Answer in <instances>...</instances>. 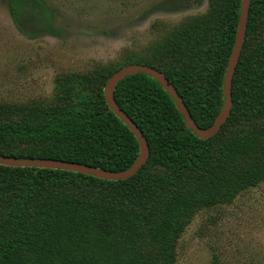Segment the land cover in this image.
I'll use <instances>...</instances> for the list:
<instances>
[{
	"label": "trees",
	"instance_id": "1",
	"mask_svg": "<svg viewBox=\"0 0 264 264\" xmlns=\"http://www.w3.org/2000/svg\"><path fill=\"white\" fill-rule=\"evenodd\" d=\"M206 2L205 13L174 27L151 56L123 61L161 71L201 127L223 106L240 13V0ZM7 7L14 20L23 7L45 12L43 0H7ZM114 71L69 74L49 105L0 102V154L130 166L138 139L103 95ZM230 92L227 118L201 138L153 76L120 79L114 98L149 147L146 162L124 179L0 164V264H172L195 212L264 180V0H249Z\"/></svg>",
	"mask_w": 264,
	"mask_h": 264
},
{
	"label": "rangeland",
	"instance_id": "2",
	"mask_svg": "<svg viewBox=\"0 0 264 264\" xmlns=\"http://www.w3.org/2000/svg\"><path fill=\"white\" fill-rule=\"evenodd\" d=\"M43 4L45 12L23 7L14 20L7 0H0V102L49 105L57 99L56 84L69 74L116 70L126 56H151L174 27L207 9L206 0ZM172 264H264V180L230 203L195 212Z\"/></svg>",
	"mask_w": 264,
	"mask_h": 264
},
{
	"label": "water",
	"instance_id": "3",
	"mask_svg": "<svg viewBox=\"0 0 264 264\" xmlns=\"http://www.w3.org/2000/svg\"><path fill=\"white\" fill-rule=\"evenodd\" d=\"M248 3L249 0H240V13L238 18L236 33L223 78V94L225 96L224 102L216 118L209 126L201 127L195 123L186 105L182 101L181 96L178 94L173 84L168 81V79L161 71L143 63H128L116 69L107 78L106 83L104 84L103 87V95L107 102L108 108L113 110L124 121V123H126L130 127V129L134 132L135 136L138 139L139 142L138 154L130 166L122 170H102L94 166L75 162V161H66V160L40 158V157L22 159L20 157L8 156L3 154H0V164L17 165V166L36 165L40 167L64 168L68 170H76L82 173L92 174L96 177L106 178V179H124L133 175L138 170V168L143 163L146 162L149 155V147L142 131L138 128L136 123L124 112V110L120 108V106L116 102L113 92L115 85L120 79H122L127 74H131L135 72H144L148 75H151L161 84V86L167 91V93L174 99L175 105L177 109L180 111L183 120L185 121L186 125L195 133L196 136L201 138H207L209 136H212L219 130L221 124L225 121L230 111V107H231L230 85H231L233 71L240 54V50L245 34Z\"/></svg>",
	"mask_w": 264,
	"mask_h": 264
}]
</instances>
